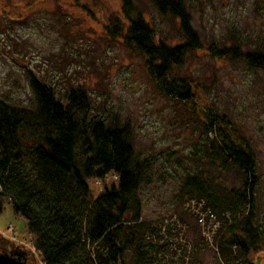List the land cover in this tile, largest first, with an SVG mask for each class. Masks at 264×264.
Returning <instances> with one entry per match:
<instances>
[{
	"label": "rangeland",
	"instance_id": "rangeland-1",
	"mask_svg": "<svg viewBox=\"0 0 264 264\" xmlns=\"http://www.w3.org/2000/svg\"><path fill=\"white\" fill-rule=\"evenodd\" d=\"M122 1L0 0V101L20 114L34 111L32 78L63 103L69 93L84 92L85 121L126 127L134 160L147 174L137 192L144 229L138 241L163 250L152 264L227 263L216 245L223 231L218 211L229 206L241 219L251 200L234 199L244 185L242 171L213 153L214 137L205 125L211 117L222 118L226 132L254 157L251 211L264 238V73L243 61L217 62L204 50L191 52L167 80L187 81L198 97L179 101L164 95L147 74L143 56L105 32L110 20L123 21ZM182 1L205 48L231 45L264 53V0ZM125 10L127 17L145 20L166 45L184 42L178 20L160 15L153 0H126ZM191 176L218 194L214 209L185 195L183 181ZM88 185L92 197L104 187ZM0 212V232L11 224L18 241H28L27 222L9 201L3 200ZM21 248L29 264H37ZM134 248L124 253V264H135ZM263 258L264 245L242 260Z\"/></svg>",
	"mask_w": 264,
	"mask_h": 264
},
{
	"label": "trees",
	"instance_id": "trees-1",
	"mask_svg": "<svg viewBox=\"0 0 264 264\" xmlns=\"http://www.w3.org/2000/svg\"><path fill=\"white\" fill-rule=\"evenodd\" d=\"M153 1L160 15L178 20L183 43L170 47L156 39L145 20L126 16V0L119 15L123 21L110 20L105 32L143 56L147 74L164 95L179 101L198 97L187 81L167 80L191 52L204 50L217 62L243 61L264 73V53H244L231 45L205 48L182 0ZM31 90L37 101L32 112L17 113L0 101V211L3 200L9 201L27 222L28 235L46 264H124L123 255L133 246L135 264H152L163 250L138 241L144 229L137 192L147 174L134 160L126 127L85 121L87 99L82 91L69 93L63 103L35 78ZM205 126L214 137L213 153L242 171L244 185L233 193L234 199L251 200L241 219L229 206L218 211L223 231L216 245L220 256L229 257L219 264H259L242 260L264 245L251 211L257 182L254 157L226 132L222 118L211 117ZM90 181L104 185L94 197ZM183 182L185 195L205 200L212 209L219 204L218 194L196 176ZM1 232L0 264H27L28 254Z\"/></svg>",
	"mask_w": 264,
	"mask_h": 264
},
{
	"label": "built area",
	"instance_id": "built-area-1",
	"mask_svg": "<svg viewBox=\"0 0 264 264\" xmlns=\"http://www.w3.org/2000/svg\"><path fill=\"white\" fill-rule=\"evenodd\" d=\"M114 177L116 178V176ZM1 234L14 244L19 246L21 245L24 249L29 251V254H33L37 260V264H46V262L41 258L40 254L37 253L33 243V237L31 235H29L28 241H25L24 239L22 241H18L14 227L11 224H9L8 227L1 232Z\"/></svg>",
	"mask_w": 264,
	"mask_h": 264
},
{
	"label": "water",
	"instance_id": "water-1",
	"mask_svg": "<svg viewBox=\"0 0 264 264\" xmlns=\"http://www.w3.org/2000/svg\"><path fill=\"white\" fill-rule=\"evenodd\" d=\"M257 262L260 263V260H257ZM260 264H264V258L262 260V263H260Z\"/></svg>",
	"mask_w": 264,
	"mask_h": 264
},
{
	"label": "crops",
	"instance_id": "crops-1",
	"mask_svg": "<svg viewBox=\"0 0 264 264\" xmlns=\"http://www.w3.org/2000/svg\"><path fill=\"white\" fill-rule=\"evenodd\" d=\"M29 260H30V259H28V261H27V264H29V263H33L32 261H31V262H29Z\"/></svg>",
	"mask_w": 264,
	"mask_h": 264
}]
</instances>
